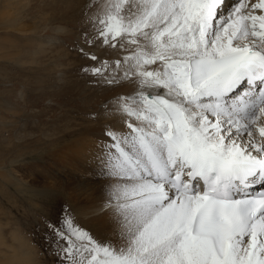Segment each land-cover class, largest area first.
<instances>
[{"label":"snow or ice","instance_id":"1","mask_svg":"<svg viewBox=\"0 0 264 264\" xmlns=\"http://www.w3.org/2000/svg\"><path fill=\"white\" fill-rule=\"evenodd\" d=\"M94 6L86 42L126 55L85 71L133 86L109 105L128 130L105 126L94 157L111 236L67 213L60 264H264V0Z\"/></svg>","mask_w":264,"mask_h":264},{"label":"rangeland","instance_id":"2","mask_svg":"<svg viewBox=\"0 0 264 264\" xmlns=\"http://www.w3.org/2000/svg\"><path fill=\"white\" fill-rule=\"evenodd\" d=\"M62 3L66 6L59 10ZM13 4L19 8L26 4L23 9L27 15L17 19L16 23L0 22V52L6 55L0 59V224L17 230V234L19 232L18 235L29 242L37 264H60V257L52 251L55 234L48 225L61 226L67 213L75 221L76 213L65 193L68 181L63 179L60 183L63 191H58L51 171L61 158L83 142L80 128L75 134H69L70 122L81 123L95 115H89L87 105H83L87 104L85 100H94L91 103L99 98L104 82L85 71L99 66L86 54L94 53L104 61L101 51L109 53V50L99 43L90 45L86 42L93 36L86 33L83 20L75 21L70 16V1L50 3L39 8V13L31 7L32 0H13ZM89 9L86 6L84 13ZM31 14L35 19L38 16L43 19L46 27H64L65 31L77 35L81 44L91 46L92 51L83 49L82 52L79 42L62 31L53 32L51 37L63 39L60 45L65 51L64 56L59 53L53 56L47 50L49 43L54 46L58 40L52 39L39 49L42 36L30 40L9 33L28 30L29 25L32 26L29 22ZM59 72L63 73L61 81L57 79ZM78 225L82 227V224Z\"/></svg>","mask_w":264,"mask_h":264},{"label":"bare ground","instance_id":"3","mask_svg":"<svg viewBox=\"0 0 264 264\" xmlns=\"http://www.w3.org/2000/svg\"><path fill=\"white\" fill-rule=\"evenodd\" d=\"M65 1H70L72 3L70 16L74 17L75 21H77L78 19L83 20L86 24L82 26H84V29L87 31L86 33L90 36H95V32L92 27V22L89 19L90 15L95 11V6L93 8H90L89 11L86 13H84L85 11H83V9H85V7L88 5L89 0H32L31 7L35 8V10L38 9L39 13V8L41 7H44L50 3L59 4ZM229 1L230 0H226V3H228ZM5 2L6 0H0V22L16 23L21 18L23 19L26 17L27 13L24 11L23 7L25 8L24 5H26L27 3L22 5V8H19L13 4V0L10 4H6ZM65 6L66 3L60 4L59 10L63 9ZM31 15L32 16L30 17L29 22L30 24H32V26L29 25L28 30L20 32L9 31V33L11 32L12 34L21 37L26 36L25 38L30 40L33 37L37 38V36H42V39L39 40L40 42L38 41L39 43L37 47L39 49L43 48L42 46L52 41V39L56 41L58 40V42L55 41L56 43L54 46L53 44L49 43L50 46L47 48V50H50L53 56L57 55V53H59L61 56H64L65 53V51L62 49L63 47L60 45V42H62L61 40L63 39H59L56 36L51 37V34L53 32H66L65 35H67V37L75 38L79 42L78 36L72 35L69 32L65 31L64 27H46L44 26L43 19L41 20V18L38 16L37 21V19H35L34 14ZM68 21H71V19L68 18ZM76 23L77 22H75V25ZM10 36L12 37V35ZM79 44L85 51H92L91 46H86L84 44H81L80 42ZM99 48L100 47H98V49ZM108 50L109 53H107L106 51H101L100 56L104 61L121 59L124 55H126V53L119 48H108ZM5 57V53L0 52V59H4ZM62 75L63 73L61 72L57 76L58 81H61ZM132 90L133 86L128 83L117 85H109L107 83H104L100 87V96H98L99 98L95 102L89 103L90 101L94 100H90L87 102L85 100V103L87 104L83 105V103L82 105H87V113L89 115L94 113L95 115H93L92 118L85 119L81 123L70 122L69 126V134L71 135L75 134L77 132L76 129L78 128L82 130L83 142H81V145H78L77 148L75 147L76 149H73L71 152L69 151L70 153L66 157L61 158L60 162H58L59 164L57 163L58 165L54 166L51 171L53 175L52 178L56 180V183H53L54 187L58 191L62 190V187L60 185L61 181L63 179H66L68 181V187L65 193L68 194L67 200L70 202L72 210L76 213L75 222H78V224L80 225L82 224L83 228L87 229L98 239L109 238L112 234V225L109 219V215L106 212L102 211L105 180L103 178H99L96 174L97 168L94 163V157L98 150V143L102 139H104L103 132L105 126L111 125L120 128L121 130H128L124 127V125L118 122L119 118L110 111L109 105L114 96L118 94L129 93ZM98 107L100 109H98ZM45 108H47V106ZM88 114L86 115V117H88ZM56 116L58 115L56 114ZM70 142L72 143V140ZM43 178L42 181H44ZM18 234L17 230L15 231V229L11 228L8 229L6 227H3L2 224H0V264H37L29 242H26V239L24 240L22 236H19Z\"/></svg>","mask_w":264,"mask_h":264}]
</instances>
